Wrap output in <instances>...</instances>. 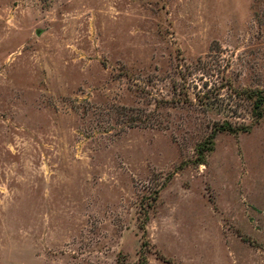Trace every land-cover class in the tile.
Here are the masks:
<instances>
[{
  "label": "rangeland",
  "instance_id": "1",
  "mask_svg": "<svg viewBox=\"0 0 264 264\" xmlns=\"http://www.w3.org/2000/svg\"><path fill=\"white\" fill-rule=\"evenodd\" d=\"M262 97L264 0H0V264H264Z\"/></svg>",
  "mask_w": 264,
  "mask_h": 264
},
{
  "label": "trees",
  "instance_id": "2",
  "mask_svg": "<svg viewBox=\"0 0 264 264\" xmlns=\"http://www.w3.org/2000/svg\"><path fill=\"white\" fill-rule=\"evenodd\" d=\"M263 102H264V99H263V97H262L261 100H260V102L257 104V107H258V108L261 107L262 104H263Z\"/></svg>",
  "mask_w": 264,
  "mask_h": 264
},
{
  "label": "water",
  "instance_id": "3",
  "mask_svg": "<svg viewBox=\"0 0 264 264\" xmlns=\"http://www.w3.org/2000/svg\"><path fill=\"white\" fill-rule=\"evenodd\" d=\"M38 34H40V31L38 32Z\"/></svg>",
  "mask_w": 264,
  "mask_h": 264
}]
</instances>
